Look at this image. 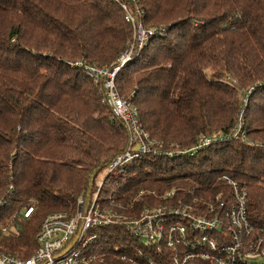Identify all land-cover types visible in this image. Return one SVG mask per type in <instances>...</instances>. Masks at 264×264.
I'll use <instances>...</instances> for the list:
<instances>
[{"label":"trees","instance_id":"obj_1","mask_svg":"<svg viewBox=\"0 0 264 264\" xmlns=\"http://www.w3.org/2000/svg\"><path fill=\"white\" fill-rule=\"evenodd\" d=\"M138 2L145 25L167 33L119 70V94L133 93L141 124L155 140L181 147L200 137L215 141L193 156L140 158L111 180L123 183L116 194L129 204L140 190L159 194L175 185L186 198L188 191L215 190L223 185L218 176L228 174L246 186L248 219L264 230V0ZM131 35L112 0H0V222L13 218L19 232L0 231L1 250L28 257L42 218L74 212L77 198L91 197L96 177L125 148L122 122L70 63L84 58L108 66ZM245 95L244 141L229 132ZM28 199L34 208L24 217ZM155 200L142 196L129 212ZM95 232L96 251L107 261L121 252L134 256V246L151 251L120 225Z\"/></svg>","mask_w":264,"mask_h":264},{"label":"built area","instance_id":"obj_2","mask_svg":"<svg viewBox=\"0 0 264 264\" xmlns=\"http://www.w3.org/2000/svg\"><path fill=\"white\" fill-rule=\"evenodd\" d=\"M112 1L123 10L124 19L132 28L126 47L108 66H99L84 58L70 64L81 69L98 87L101 101L111 110V118L122 122L127 144L105 165L102 178L96 177L95 190L88 200L80 195L74 212H50L42 218L35 237L36 248L28 257L20 258L0 249V264H119L112 260L136 264L137 259L143 264H264L260 261L264 257V230H255L248 219L246 186L228 174L218 176L223 181L222 186L200 191L198 195L188 191L186 198L171 185L159 194L154 189L140 190L126 204L121 194H116L117 183L112 181L105 196H99L114 171L122 175L127 166L144 156L168 159L193 156L215 141V137H200L193 144L181 147L155 140L144 129L131 100L133 93L122 97L115 79L119 70L139 56L151 38L164 34L166 29L145 25L144 11L138 0ZM242 101L229 136L245 141L246 95ZM142 196L158 200L144 204L131 214L129 211ZM4 202L0 198V208ZM33 208V201L27 200L22 215L29 216ZM111 225H120L128 235L142 238L139 244L151 251L144 252L134 246V256L121 252L107 261L96 251L94 244L98 235L95 230ZM1 226L2 233H19L13 221Z\"/></svg>","mask_w":264,"mask_h":264},{"label":"rangeland","instance_id":"obj_3","mask_svg":"<svg viewBox=\"0 0 264 264\" xmlns=\"http://www.w3.org/2000/svg\"><path fill=\"white\" fill-rule=\"evenodd\" d=\"M167 33V31H165V33L164 34H162V35H159V36H154L153 38H159V37H162V36H164L165 34ZM153 38H151V39H153ZM209 72V71H208ZM226 83H229L230 85H235L236 84V80L235 79H233V78H230L229 76H225V78L223 79ZM128 96H130V95H128ZM127 96V97H128ZM127 97H125V98H127ZM243 98H244V96H243ZM246 135V134H245ZM239 139H241V138H239ZM242 140V139H241ZM245 140H247V138H245ZM159 157H161V156H159ZM165 158V157H164ZM127 170V169H126ZM149 171H150V169H148ZM104 172H105V170L103 169V170H101V172H100V174L98 175L99 176V179H101L102 178V176L104 175ZM173 172H177L176 170H174ZM120 175V173L118 172V171H114L113 173H112V175H111V177H110V179H109V182H108V184L110 183V181L113 179V178H118V176ZM149 181V180H148ZM150 181H152V180H150ZM118 183V185H117V188H119V186H122L123 185V183H119V182H117ZM107 193V192H106ZM106 193H104V194H101L100 193V197L101 196H105V194ZM29 200V199H28ZM22 210V209H21ZM14 215V214H13ZM9 219H11V220H9ZM8 220V222H10V221H12L13 220V218H9ZM0 224H1V222H0ZM5 225V223L4 224H2V226H4ZM1 226V227H2ZM5 235H8V236H11L10 234H8V233H4ZM143 239L142 238H138L137 239V241L138 242H136V243H140L141 241H142ZM96 244V243H95ZM94 244V245H95ZM3 250V249H2ZM4 251V250H3ZM17 257H20V256H18V255H16ZM21 258V257H20ZM260 261L262 262V263H264V257H262V258H260Z\"/></svg>","mask_w":264,"mask_h":264}]
</instances>
